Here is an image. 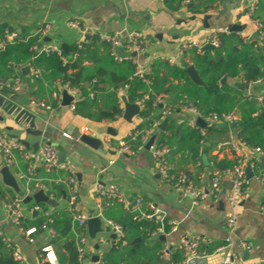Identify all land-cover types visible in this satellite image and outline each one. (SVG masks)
<instances>
[{
  "label": "crops",
  "instance_id": "0c3cea01",
  "mask_svg": "<svg viewBox=\"0 0 264 264\" xmlns=\"http://www.w3.org/2000/svg\"><path fill=\"white\" fill-rule=\"evenodd\" d=\"M253 3H257V0H225L223 3L214 0L213 4L207 0H0V29H5L4 35L9 43L23 41L33 36L40 37L39 44H43V48L57 46L65 52L64 47H67L65 53L76 44H90L95 37L101 39L105 35H118L125 41L133 33L142 34L148 41L146 52L135 59L124 60H133L134 65L138 63L146 69L151 67L154 60L177 58V50L183 41L203 42L214 32L230 34L228 30L230 25L242 26L244 30L239 34L247 41L253 42L251 37L257 32L248 15L249 7ZM206 7L212 9L206 12ZM206 16L211 17L205 23ZM71 22L77 24L78 28L71 27ZM101 49L98 55L100 57L103 55V48ZM260 51L263 53L262 46ZM189 54L188 52L186 55ZM184 62L192 65L184 58H177L176 65L181 67ZM82 66L93 69L95 64L93 60L85 59ZM26 68L30 69L29 73L24 72ZM33 71L35 69L30 64L15 67L12 78L7 80L0 78V95L10 98L28 110L35 117V125L26 117L18 120L16 116H9L0 108V128L13 142H26L30 146L38 144L39 150L45 143H51L58 150L59 156L64 157L63 162H60L59 172L49 176L44 170L39 150L36 152L30 148L28 151L37 155L32 162L35 180L28 181L19 179L18 175L27 173L29 162L16 153L15 163L9 170L20 188V193L17 194L3 182L1 170L6 166L0 152V237L24 258L26 264H45L43 261L46 260V253L42 251L44 248H49L50 252L47 264L70 262L64 239H59L56 244L53 242L58 235L56 230L51 227L45 228L36 233L33 237L34 242L30 243L13 224L9 206L15 200L22 201L20 211L25 230L34 228L42 221L43 211L55 217L60 216L61 212L68 213L67 188L63 181L68 179L70 173L76 175L78 182L79 211L101 217L104 227H110L109 220L104 217L103 210L100 212L96 207L99 201L96 197L97 186L115 187L128 201V208L124 209L129 215L136 214L141 209L145 210L144 214H150L153 207L164 215L167 221L177 222V232L160 235L165 236L166 241L162 242L172 252L177 250V245L183 238L208 239L212 245L226 247L224 250L217 248L203 264H224L228 252L234 255L237 262L264 264V180L256 178L251 180L250 197L237 206L239 220L232 234L226 225L233 212L228 202L231 183L229 178H224V189L219 198L216 199L211 193V179L215 168L221 163L233 162L237 156L230 147V143L236 139L231 126L222 128L224 131L213 133L198 148L199 156L196 157L189 147L193 145L191 131L201 129L197 125L200 117L191 109L183 107L164 117V107L159 105L149 119L151 121L149 125L154 124L157 127L165 119H169L167 130L172 129L176 132L173 134L167 130L161 132L155 129L153 135H157L159 142L164 141L166 144H163L171 149L168 160L173 169L189 174L195 186L207 195V198L195 205L193 199L182 198L177 190L162 180L156 171L151 151L143 148L134 155H119L111 150V146H117L136 128L145 125L147 120L139 115L128 123L123 119V112L115 121L98 122L77 113L71 106L63 107V99L60 107L56 108L53 104L58 100L54 94L63 97V91L67 88L62 87L60 82L52 83L45 79L40 70V77L37 79ZM17 80L23 84L19 91L15 90ZM239 83L244 82L235 81V84ZM101 88L103 91L96 96L98 106L92 110L82 106L80 108L82 113L92 114L110 107L108 96L112 93V88L108 85ZM67 91L69 95L75 97L73 102L75 108L84 103L85 100L79 90ZM126 93L125 89L115 91L123 110L125 102L130 104ZM245 95L256 97L261 102L264 98V82L250 85V90L245 91ZM77 96L80 98L77 99ZM89 100L92 101V97H89ZM170 100L167 97L165 104ZM42 105L50 106L51 109ZM206 124L209 126L207 122ZM85 128L88 129L87 132ZM81 135L102 141L104 153L95 152L81 143L79 140ZM183 141L189 147H186ZM204 153L207 154L209 165L202 162ZM239 155L245 161V168L250 164L249 160L262 157L248 148H244ZM111 161H114L112 165ZM36 184L45 188V193L56 200L58 207L36 204L34 201L24 203L25 198L33 195L32 191ZM36 205H40L42 212L33 211ZM108 207V212L112 214L113 205ZM156 219L160 221L159 217ZM109 236L110 234L99 235L93 245L87 244L86 264H100L103 255L114 248L118 239L114 245L107 244ZM154 239L156 237L152 240ZM243 240L251 242L253 246L247 257L245 256L247 251L240 247ZM97 244H100L98 251L95 249ZM96 255L101 257L98 263L91 261Z\"/></svg>",
  "mask_w": 264,
  "mask_h": 264
},
{
  "label": "trees",
  "instance_id": "16d2710c",
  "mask_svg": "<svg viewBox=\"0 0 264 264\" xmlns=\"http://www.w3.org/2000/svg\"><path fill=\"white\" fill-rule=\"evenodd\" d=\"M207 1L214 3V0ZM217 1L223 3L225 0ZM210 9L212 8L206 7V12ZM252 19L262 24L264 31V0H257ZM4 31L5 29H0V41L4 44V49L0 50V78L3 80L13 77L15 67L30 64L35 71L40 70L42 76L52 83L60 82L62 87L79 90L85 101L82 105L76 106L77 113L98 122L115 121L123 115L124 110L115 91L128 87L126 98L130 104H136L145 94H149L150 99L146 103V108L140 114L141 118L148 122L132 133L149 127L151 122L149 119L160 105L156 102L157 98L165 95L171 99V103L166 102L163 110L168 109L172 112L183 107L194 109L203 119L214 115L218 118L235 116V123L238 124L236 140L244 143L250 150L259 149L264 156V98L259 102L256 97H248L235 84V81H241L254 86L264 82V54L260 51L261 46L264 45V36L259 42H250L238 33L221 34L219 49L201 52L193 50L189 52V57L185 55L184 59L189 60L198 71L203 86L194 84L179 65H171L160 59L153 61L148 76L150 84L146 85L142 80L134 77L136 65L133 64V60L117 61L111 45L97 37L93 38L90 44L72 46L68 53L63 52L61 58L56 53L46 55L43 51L37 50L40 37L33 36L23 41L9 43ZM101 48L103 55L100 57L98 55L102 51ZM85 59L94 61L93 69L82 66ZM104 85L112 88V93L108 96L110 107L92 114L82 113L80 111L82 106L89 110L98 106L96 96L103 91L101 86ZM89 97L93 100L90 101ZM53 106L60 107V102L55 101ZM219 125L209 124L204 130H193L191 131L193 145L189 147L186 142L183 143L189 147L194 156L198 157V148L213 133L224 131ZM167 131L176 133L172 129ZM128 138L129 136L125 140L127 141ZM132 145L135 151L138 150L142 145L141 140L138 139ZM249 162L254 167V177L259 176L260 171H264L259 158L251 159ZM235 163V160L221 163L215 170L232 168ZM111 205H113L112 214L108 212V206ZM144 211L141 209L138 213L129 215L119 202L103 201L104 217L123 228L124 238L118 240L114 248L103 255L100 264H181L183 262V253L179 250L171 252L169 261L163 259L165 244L160 240V236L152 239L161 228L164 229L165 234H168L170 226L167 220L161 222L156 218H144L148 215L144 214ZM71 222L70 212H61L58 217L43 216L42 221L34 228L37 233L49 227L56 230L58 235L53 242L56 244L59 239H64L70 264H79ZM21 226L24 228L22 221ZM137 239H141V242L130 246ZM217 248L219 247L211 244L207 251L212 254ZM14 253L11 246L4 243L0 237V264H19L14 258Z\"/></svg>",
  "mask_w": 264,
  "mask_h": 264
},
{
  "label": "built area",
  "instance_id": "2783aa9c",
  "mask_svg": "<svg viewBox=\"0 0 264 264\" xmlns=\"http://www.w3.org/2000/svg\"><path fill=\"white\" fill-rule=\"evenodd\" d=\"M256 8V3H253L250 5L248 10V15L252 20V23L256 29V32L259 35V38L264 36L263 26L258 21H255L252 19L254 10ZM70 26L73 28H78V25L71 22ZM223 34L221 32H214L210 34L205 41L199 42V41H183L178 50H177V58L183 59L184 56L190 52V51H197L201 52L202 49L206 45H212L215 49H219L221 47V39L220 35ZM101 41L108 43L112 47L113 55L115 56V59L119 62H122L124 59L119 57L116 53V48H123L124 52L126 53H136L138 56L143 55L147 48H148V41L147 39L142 35L138 33H133L127 37L125 41H122L121 38H119L118 35H105L101 37ZM264 47V45H262ZM4 49V44L0 42V50ZM37 50H39L37 48ZM39 51H43L46 55H49L51 53H56L58 56L63 58V51L57 47V46H47L42 48ZM177 58H165L164 61L168 62L171 65L177 64ZM151 73L150 68H142L139 66L138 63H136V68L134 72V77L142 80L146 85H149L148 76ZM34 77L39 78L40 77V71L36 70L33 71ZM22 82L17 80L15 85V90L19 91L22 88ZM128 87H125V90H127ZM68 90V88H67ZM94 95H92L93 97ZM54 97L61 103V100L63 97L60 94H54ZM167 96L161 95L157 98V103L160 105H163V107L166 106ZM150 95L145 94L137 103L136 105L139 106L140 110H144L146 108V103L149 101ZM47 109H51L50 106H44ZM72 110H75L74 104L71 105ZM193 113H195L197 116H199L201 119V115L194 109H191ZM171 114V111L168 109L163 110V116L167 117ZM208 124H222L225 123L228 126H231L236 122V117L233 115L224 116L223 118H218L217 116H210L206 119H203ZM158 129L156 125L150 124L149 127L143 131H137L134 133H131L129 135L128 140H122L118 143L117 146L112 147L111 150H113L115 153L119 155H134L139 150H142L145 148V146L148 144L149 140L154 134V130ZM203 130V129H202ZM88 129L85 128V132H87ZM141 140V147L138 148V150H134L132 143L137 142V140ZM231 150L237 154L235 158V165L232 168L226 169V170H215L212 174L211 179V193L213 197L216 199L219 198L221 195L224 187H223V181L224 178H229L231 182V189L228 195V202L230 206L232 207V214L228 218L226 225L229 230V232L232 234L238 224L239 220V214L237 211V206L239 203L246 201L250 197V183L251 181L247 180L245 175V161L242 156L239 154L242 152L244 148H247L246 145L238 140H233L230 143ZM25 147L21 145L20 143L13 142L9 139L7 134L0 128V152L2 159L5 163V166L7 168H10L15 163L16 153L20 154L21 157L29 162V167L27 169V173H20L18 175L19 179L21 180H28L33 181L35 180V168L33 165V159L35 158L34 153H30V151H26ZM153 162L156 168V171L161 176L162 180L166 182L167 184H170L175 190H177L182 198H191L194 200V204L196 205L197 202L204 200L207 198V195L203 193L201 190L195 186V183L191 176L185 172H177L173 169L171 166L168 156L171 152V149L158 141L156 139L153 146L150 148ZM256 153H258L260 156H263L259 149L253 150ZM39 156L41 160L43 161L44 170L46 174L49 176L59 172L60 170V160H59V152L58 150L53 147L52 145H49L48 143H45L43 147L39 150ZM34 155V156H33ZM114 161L110 162V165H112ZM252 170L254 169L253 165L251 164ZM105 172V169L103 170ZM257 180H264V171H260L259 176L254 177ZM61 182V180H58ZM63 183L66 185L67 188V200H68V210L71 215L72 219V232L75 235L76 238V244H77V251H78V261L79 264H86V245H87V238L83 234V232H88V221L92 218H94L93 215H89L87 213H83L79 211V188H78V182L76 175L74 173H70L68 179L66 181H63ZM44 187L36 184L35 189L32 191L34 193H37L41 190L44 191ZM29 191V190H28ZM30 193V192H29ZM33 193V194H34ZM96 197L99 200L97 202V209L102 212L103 210V201L113 202L117 201L120 204L124 206V208H128V201L123 197V195L115 188V187H108V188H102L101 186H97L96 189ZM21 200H15L10 206V211L12 214V222L13 224L20 230L21 233H23L28 241L30 243L34 242V235L37 233L36 228H32L30 230H25L21 226L22 221V214L20 211L21 206ZM139 205L140 202H137ZM42 208L40 205H36L33 207V211L35 212H42ZM152 212L148 215H145L144 218L152 219L159 217L161 222L166 221V217L164 215H161V213L154 209L152 207ZM43 214L45 217H50L48 212H44ZM108 225L111 227L112 231L117 235L118 240H121L124 238V231L123 228L119 225H116L112 223L111 221L108 222ZM168 225L170 226V233H175L178 231V223L175 221H168ZM52 233H54L53 230H51ZM160 235H166L164 232V229L161 228L158 231V234H155L156 236ZM231 243L230 238L228 239V244ZM212 242L208 239H187L183 238L179 241L177 245V250L181 251L183 253L184 259L181 264H203L205 259L210 255L207 251L208 246H210ZM226 246L218 248V250H224ZM240 247L247 252H250L252 250V243L248 241H241ZM49 248H44L42 251L46 253V260H49ZM171 252L168 247H166L163 250V259L167 262L171 259ZM14 258L19 264H26L24 258L17 252L14 253ZM46 260L43 262L46 263ZM224 264H263V263H248V262H237L234 255L231 253H227L224 259Z\"/></svg>",
  "mask_w": 264,
  "mask_h": 264
},
{
  "label": "water",
  "instance_id": "95a60500",
  "mask_svg": "<svg viewBox=\"0 0 264 264\" xmlns=\"http://www.w3.org/2000/svg\"><path fill=\"white\" fill-rule=\"evenodd\" d=\"M225 9V6H224ZM211 16H206L205 17V23L208 20V18H210ZM230 33H241L244 28L242 26L239 25H230L228 28ZM252 41H256L259 42L260 38L258 33H255L252 37H251ZM48 42H50V40H47ZM43 48V44H39L38 45V49L41 50ZM64 49H66L67 51V47H64ZM216 49L212 46V45H206L202 51H215ZM65 51V52H66ZM262 51L264 53V47H262ZM116 53L119 57H121L122 59H135L137 58V54L136 53H126L124 52L123 48H116ZM185 73L187 74V76L191 79V81L199 86H203L204 83L201 80L198 71L196 70V68L193 65H189L188 63L184 62L181 66ZM24 72H30L29 68H26L24 70ZM236 87L238 89H240L241 91H248L250 90V85L245 84V83H239L236 84ZM80 96H77V99H79ZM62 106L63 107H70L73 102L75 101V97L71 96L68 94L67 90L63 91V100H62ZM0 108L3 110V112H5L7 115L9 116H16V118L19 120L22 117H26L30 123L32 125H35V117L26 109H23L21 106H19L18 104L14 103L10 98H7L5 96L0 95ZM141 114V110L139 108L138 105L136 104H128L127 102H125V110H124V115H123V119L128 122L131 123L132 119L136 116H139ZM264 116V115H263ZM2 119V118H1ZM168 123H169V119H165L159 126H158V130L161 132H165L167 130L168 127ZM197 125L199 128L201 129H205L207 128V124L206 122L199 118L197 121ZM237 123H234L231 125V130L232 133L235 137H237ZM220 128H227L228 125L225 123H222L219 125ZM157 135H153L151 137V139L149 140L148 144L145 146V149L150 151V148L153 146V144L155 143L156 139H157ZM80 142L83 143L85 146H87L88 148H91L92 150H94L95 152L98 153H104V144L102 141L90 137V136H85V135H81L79 138ZM27 150H30V148L34 149L36 152H38L39 150V145L38 144H34L32 146H30L28 143L26 142H20ZM49 145H51V143H49ZM63 157L62 155L59 156V160L62 163L63 161ZM202 162L205 165H209L208 162V158H207V154L204 153L202 155ZM260 165L261 167L264 169V156H262L260 158ZM245 175L247 180L251 181L254 179V172L251 168V164H247L246 168H245ZM1 176L3 179V182L10 188H12L17 194L20 193V188L18 186L17 180L16 178L12 175V173L10 172L9 168L4 167L1 170ZM226 189L224 190V193H226ZM230 189H231V183H230ZM34 201L36 204H46L50 207L56 208L58 207V204L56 202V200L52 199L50 196H48L45 191L41 190L37 193H34L32 196H28L27 198H25L24 203H30ZM37 213V212H36ZM112 229L110 227H104L103 226V221L101 219V217H94L92 219H90L88 221V234L90 236L91 239H96L99 235L102 236L104 234H110L109 238L106 240L107 244L112 243L114 245V243L117 241L118 237L115 233H112ZM160 240L165 242L166 238L165 236H161ZM141 239H137L134 242H132L130 244V246L135 245L136 243H140ZM115 246V245H114ZM95 249L98 251L100 249V244H97L95 246ZM248 252L245 253V256L247 257ZM101 257L96 255L93 256L91 258V261L94 263H98L100 261Z\"/></svg>",
  "mask_w": 264,
  "mask_h": 264
},
{
  "label": "rangeland",
  "instance_id": "374dc122",
  "mask_svg": "<svg viewBox=\"0 0 264 264\" xmlns=\"http://www.w3.org/2000/svg\"><path fill=\"white\" fill-rule=\"evenodd\" d=\"M159 141V140H158ZM84 235L86 236V238H87V244L89 245V246H91V244L93 245L94 244V242H95V239H91L90 238V236H89V234H88V232L85 234L84 233ZM86 251H87V245H86Z\"/></svg>",
  "mask_w": 264,
  "mask_h": 264
}]
</instances>
